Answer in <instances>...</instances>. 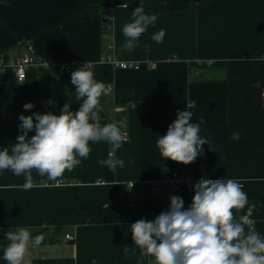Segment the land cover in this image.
<instances>
[{
    "label": "crops",
    "instance_id": "0c3cea01",
    "mask_svg": "<svg viewBox=\"0 0 264 264\" xmlns=\"http://www.w3.org/2000/svg\"><path fill=\"white\" fill-rule=\"evenodd\" d=\"M80 4L0 0V53L13 59L31 45L39 62L22 82L10 69L0 72V150L10 151L22 134L21 114L59 115L65 103L77 102L75 87L62 80L60 70L70 65L73 72L85 61L94 79L111 87L101 98V125L123 105L128 140L119 148L90 141L88 157H77L80 165L66 170L59 186L32 170L36 186L23 190L16 187L26 182L23 174L0 171V251L9 243L1 234L25 228L33 237L43 236L40 246L29 249L31 264H151L154 258L133 243L130 225L154 221L168 210L174 193L130 188L128 182L157 179L183 165L164 160L156 147L178 111H191L190 122L210 141L192 163V175L237 179L247 197L264 198V0H204L183 11L168 10L162 0H111L112 20L106 25L102 7L72 16ZM140 4L158 19L126 49L122 28ZM161 29L165 36L157 44L152 36ZM107 57L139 68L120 69ZM256 82L259 87H253ZM29 102L34 107L25 110ZM234 132L240 133L238 140L231 138ZM108 159L123 160L124 166L98 163ZM188 194L195 191L181 198ZM246 211L247 206L237 217ZM251 219L264 236V212L255 207ZM65 234L74 241L65 242Z\"/></svg>",
    "mask_w": 264,
    "mask_h": 264
},
{
    "label": "clouds",
    "instance_id": "9594fccd",
    "mask_svg": "<svg viewBox=\"0 0 264 264\" xmlns=\"http://www.w3.org/2000/svg\"><path fill=\"white\" fill-rule=\"evenodd\" d=\"M132 17V22L122 28L126 49L134 48L139 37L158 19L155 14H146L142 4L135 8ZM164 36L165 31L161 29L152 40L159 44ZM71 84L75 86V99L82 101L78 110L71 111L69 101L59 115L21 114L18 129L22 134L16 137L17 142L10 151L9 148L0 150V171L11 170L18 177L25 176L26 182L16 187L29 190L36 186L32 170L46 176L53 186H59L64 172L80 165L77 157H88L90 141H106L113 148H119L126 140L123 122L103 126L100 123L101 98L109 95L111 89L94 79L90 62L85 61L71 73ZM259 86V82L253 85ZM23 107L31 110L34 104L29 102ZM192 116L191 111H178L166 134L157 139L156 147L164 160L189 165L202 154V146L210 143L200 136V125L190 122ZM205 122L201 117L200 123ZM33 130L35 135L29 138ZM231 138L238 140L240 133L234 132ZM98 163L111 169L124 166L123 160ZM194 191L187 209L183 199L173 195L168 210L154 221L139 219L130 225L133 243L141 254L153 257L151 264H264V236L251 227L255 206L249 205L241 183L237 179L202 177L195 183ZM246 206V213L237 217L236 213ZM245 226H249L247 231ZM5 237L9 241L3 251L7 264H31L29 249L40 246L43 241V236L33 237L25 228L9 230ZM124 253L127 255V247Z\"/></svg>",
    "mask_w": 264,
    "mask_h": 264
},
{
    "label": "built area",
    "instance_id": "2783aa9c",
    "mask_svg": "<svg viewBox=\"0 0 264 264\" xmlns=\"http://www.w3.org/2000/svg\"><path fill=\"white\" fill-rule=\"evenodd\" d=\"M102 3V20L105 22H110L112 20V4L111 0H101ZM26 53L23 55L8 59L4 56L3 53H0V72L10 69L15 76V79L18 82H22L26 79V72L30 66L38 65L36 57L34 56V50L31 45H27ZM107 61H109L113 66L118 67L120 69H138L139 65L134 62H126V61H117L115 59L107 57ZM62 73L68 75L72 72V67L70 65H63L60 70ZM110 87V86H109ZM111 89V87H110ZM264 98V95H262ZM126 108L123 105H116L110 116L104 120L106 123H116L124 122V113ZM100 118V117H99ZM101 119V118H100ZM126 132V140H128V134L126 129H123ZM108 156H113V153H108ZM192 163L189 165H180L177 168H168L164 175L160 178L153 180H140L137 182H128V186L133 188L138 186L142 189H170L173 191L175 196L181 197L184 192H189L194 190V185L199 180L196 179L191 173ZM98 183L102 184L103 181H99ZM1 236H5V234H1ZM63 240L65 242L74 241V236L70 234H65Z\"/></svg>",
    "mask_w": 264,
    "mask_h": 264
},
{
    "label": "trees",
    "instance_id": "16d2710c",
    "mask_svg": "<svg viewBox=\"0 0 264 264\" xmlns=\"http://www.w3.org/2000/svg\"><path fill=\"white\" fill-rule=\"evenodd\" d=\"M162 1H164L166 3L167 8L170 11H183V10H186L190 4L195 3V2L204 1V0H162ZM98 7H102L101 0H81V4H80L79 8L76 11H74L72 16H76L82 12L84 13L87 11L88 12L89 11L94 12L95 10H97ZM103 24L106 25L108 23L103 21ZM60 76L64 82L71 84V73L68 75H66L64 73H60ZM72 86L75 87L74 85H72ZM81 103H82V101H77V102L73 103L70 107V110L71 111L78 110ZM184 193H187V192H184ZM192 198H193V196H190L188 194V198L183 200L185 209H187L191 205ZM248 201H249V203L254 205L256 208H258L264 212V198H249L248 197ZM0 264H7V262L3 259V251H0Z\"/></svg>",
    "mask_w": 264,
    "mask_h": 264
}]
</instances>
